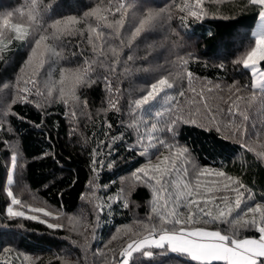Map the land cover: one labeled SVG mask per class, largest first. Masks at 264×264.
I'll use <instances>...</instances> for the list:
<instances>
[{
  "label": "trees",
  "instance_id": "obj_1",
  "mask_svg": "<svg viewBox=\"0 0 264 264\" xmlns=\"http://www.w3.org/2000/svg\"><path fill=\"white\" fill-rule=\"evenodd\" d=\"M108 3L109 0H36L33 7L31 0H0V25L8 13H12L9 27L29 23V15L34 14L43 27L54 18L81 17L86 11L97 6L104 8ZM117 3L118 0H112L111 6L115 8ZM184 3L185 0H135L120 30L125 43L121 45L116 38L109 40V44L120 50L115 72L108 71L107 63L101 64L105 57L97 59L93 54L86 31L85 38L74 33L71 43L65 40L64 58L50 73L55 81L60 78L61 67L77 68L86 59L96 60L91 68L96 83L87 88L77 87L79 101L69 98L68 105L58 98L59 85L51 97L41 86L49 73L48 63L39 68L38 60H34L32 66L24 67L35 40L47 33L36 30L33 25L28 40H14L5 50L0 59V264H119L122 249L147 235L146 225L158 223L156 215L151 213L155 202L152 187L138 182L130 188L132 173L146 164L147 157L129 150L136 143L138 133L128 124L133 119L129 114L131 102L145 95L148 86L162 77H167L173 87L165 88L156 101L145 105L148 111L143 114L149 117L148 123L155 122L149 112L169 106V102L161 100L165 93L172 97L173 111L165 114L155 133L169 142L171 133L163 127V121L174 115L196 120L195 124H179L175 137L179 145L189 150L188 179L190 188L195 189L193 195L201 193L199 199L234 195L206 191L210 185L219 188L231 185L227 179L231 176L252 190L249 204L264 205V156L257 155L264 152V103L257 94L256 100L248 105L253 77L249 69L237 63L254 47L253 32L259 21V8L247 0H204L208 15L201 20L188 17L182 22L180 17L186 12H180L178 6ZM146 9L160 16L150 31L143 32L129 46L128 35ZM119 15H109V22ZM88 22L96 23L94 18ZM76 27L86 25L81 23ZM4 31L7 33L8 29ZM130 54L133 61L126 60ZM182 60H187V64ZM188 72L192 73L190 78ZM105 75L111 79L113 88L119 89L118 93H110L104 87ZM26 78L36 80L37 84L36 87L27 85L30 102H21L17 87H25ZM37 88L41 95L35 94ZM181 91L183 96L178 95ZM241 96L244 99L238 100ZM110 97L118 99L119 112L109 108ZM84 100L86 108L82 105ZM233 102L247 112L248 121H243L239 114H229ZM73 110L75 117L71 114ZM136 115L139 121L141 112L137 110ZM108 124L112 127L108 128ZM144 128L141 123L140 131ZM14 154L17 155L14 183L7 186ZM204 169L223 171L226 175H195L196 170ZM197 180L201 188H195ZM7 187L21 199L24 207L45 208L55 214V218L48 220L62 227L49 228L39 220L8 217L11 200ZM172 191L175 193L177 189L173 187ZM125 201L127 207L123 206ZM100 207L104 208L102 213ZM191 207L196 210L195 205ZM178 210L183 214L180 218L187 221L186 208L178 205ZM252 215L245 219H251ZM193 219L195 223H186L184 227L222 232L228 229L227 224L206 222L209 218L199 212ZM258 236L255 229H242L237 238ZM152 251L151 258L133 253L129 264H166L169 257H177L172 264L182 261L196 264L184 256Z\"/></svg>",
  "mask_w": 264,
  "mask_h": 264
},
{
  "label": "snow or ice",
  "instance_id": "obj_2",
  "mask_svg": "<svg viewBox=\"0 0 264 264\" xmlns=\"http://www.w3.org/2000/svg\"><path fill=\"white\" fill-rule=\"evenodd\" d=\"M213 2H220V0H213ZM134 3L135 0H132L130 3L126 2V0H118L116 7L113 8L111 6L112 0H109L108 5L104 8L97 6L86 11L81 17L70 15L66 17L61 16L58 19L54 18L43 27L40 26V22L34 14L29 15V23H15L9 27L12 13H8L7 17L3 19L2 25H0V59L3 58L5 50L10 47L14 40H28L32 35L30 29L35 25L36 30L47 34H41L35 40L31 55L25 62L24 67L32 66L34 60H38L37 66L39 68H43L44 64L48 63L50 65L49 73L46 74L47 78L41 84L43 88L48 90L47 96L51 97L53 90L59 85L58 98L63 99L65 105H68L69 98L79 101V97L76 95L77 87L87 88L96 83V79L91 76V68L96 60L86 59L82 67H61L60 78L58 81H55L50 73L54 71L56 63L64 58L62 55L63 42L66 40L68 43H71L70 38L73 37L74 33L85 38L86 31V40L91 46L93 54L97 59L100 56L105 57L101 61V64L107 63L108 71L115 72V65L119 63L120 50L118 47L109 44V40L116 38L120 40L121 45L125 43V40L120 36V30L123 28L129 9L133 7ZM247 3L259 8L258 17L260 25L257 31L253 33L255 37L254 47L247 52L244 58L238 60L237 63H241L243 68L251 71L253 77L251 88L253 91L251 98L247 101L248 105H251L256 100L257 94H259L261 102L264 103V71H261L259 78L256 79L257 64L260 61H264V0H247ZM31 5L34 7L36 0H31ZM178 7L180 12H186V15L180 17L182 22H186L188 17L201 20L204 16L208 15L204 8V0H190V2L189 0H185V3ZM117 13L120 14L119 17L109 22V15L115 17ZM21 15H23V11H21ZM159 16V13L146 9L128 35L129 46H131L130 42L138 38L143 32L150 31ZM91 18L95 19V25L88 22ZM81 23H84L86 27L77 28L76 26ZM4 29H8V32L6 33ZM49 29H51V32L48 31ZM105 29L109 31H105ZM48 40H51L52 43H47ZM42 43L44 44L43 48H41ZM105 45H107V48ZM133 59L134 57L131 54L126 57L127 61H133ZM182 63L187 64V60H182ZM23 71L24 68L21 69V72ZM33 75H35V72ZM187 75L190 78L192 73L188 72ZM103 81L104 87L110 93L115 94L119 92L118 88H113L109 76H103ZM23 83L25 87H17V95L21 102H30L27 98V94L30 91L27 85L32 84L36 87L37 82L34 79L26 78L23 80ZM172 87L173 83L167 77H162L148 86V91L145 95L132 101L129 105V114L133 119L129 122L128 127L135 129L138 133L136 143L129 150L134 149L136 154L147 157L146 164L132 173L133 179L130 188L134 187L138 182H143L146 186L152 187L155 202L152 204L151 213L156 215L158 223L152 224L150 227L146 225L148 234L138 241L134 240L128 243L122 249L120 253V257L122 258L119 260V264H129V259L133 256V253H142L144 257L151 258L153 257V249L162 250L160 254L171 253L187 257L190 261L196 262V264H264V205L261 203H248L253 198L250 188L238 178L228 176L227 179L231 181V185L224 184L223 188L210 185L206 191L207 193L231 192L234 195L224 194L205 199H199L202 195L199 192H196L195 196L193 195L195 189L190 188L191 181L188 179L189 172L186 167L190 163L189 150L186 146L179 145L175 137L178 135L179 124H195L196 120L191 118L185 119L181 115H174L167 121H163V127L166 128L167 132L171 133V142L156 136L155 133L159 130L158 125H161L162 118L166 113L173 111L170 105L172 97H169L167 93L161 97V100L169 102V106L166 108H155L149 112L150 118L155 122L148 123L149 117L144 116L143 113L148 111L144 109V106L149 105L152 101H156L160 93L165 91V88L171 89ZM245 87L248 86L246 85ZM20 93H23V95H20ZM35 94L41 95L42 93L37 88ZM178 95L183 96L184 93L181 91ZM237 99L242 100L244 97L241 96ZM15 102L14 99L13 103ZM82 105L86 108L87 101L84 100ZM108 106L117 112L120 111L118 99L110 97ZM137 110L141 112L139 121L136 115ZM228 112L232 116L239 114L243 121L249 120L247 112L241 111L236 102H233L229 106ZM71 114L73 117L76 116L74 110ZM141 123L145 125L143 132L140 131ZM111 127L112 125L108 124V128ZM252 127H255V124ZM217 131H220L219 127H217ZM236 131H240V128H237ZM246 132L247 128H244L243 133ZM112 139L116 140L117 137H113ZM242 146L246 147L247 145ZM248 150L253 151L252 148ZM165 152L169 153V155H165ZM257 155L264 156V152L257 153ZM16 167L17 155L14 154L11 156V168L15 171ZM204 174H214L218 177L226 175L223 171L210 169L196 170L195 172L196 176ZM8 183L12 184L14 181L9 178ZM173 187L177 189V192L174 193L172 191ZM195 188H199L198 180ZM245 193L248 194L247 198L245 197ZM7 195L11 198V205L25 206L21 199L15 196L11 190L7 192ZM185 197H187L186 202ZM108 199L110 200L111 197ZM157 203L159 204V211ZM178 205L186 208L187 221L180 218L183 214L179 212ZM192 205L196 206L195 211L191 207ZM242 205L245 206L242 207ZM123 206H128L126 201L123 203ZM28 210L31 212H43L45 216L51 215V213L43 209L31 206H28ZM99 211L102 213L104 208L100 207ZM197 212L209 218L206 222L227 224L228 229L222 232L220 230L184 227L186 223H195L193 217L196 216ZM249 214H253L251 219H245ZM7 215L10 218L24 217L31 220L37 219L36 216L26 215L25 211H14L11 206L7 208ZM151 220L152 215L150 214L149 221ZM40 222L45 223L43 220ZM164 225H171V227H164ZM47 226L49 228L62 227L61 225L50 223ZM242 229H255L259 233V236L258 238H237L238 232ZM176 258L169 257L166 264H172ZM181 264H188V262L182 261Z\"/></svg>",
  "mask_w": 264,
  "mask_h": 264
},
{
  "label": "rangeland",
  "instance_id": "obj_3",
  "mask_svg": "<svg viewBox=\"0 0 264 264\" xmlns=\"http://www.w3.org/2000/svg\"><path fill=\"white\" fill-rule=\"evenodd\" d=\"M259 25H260V21H258L257 22V24H256V26H255V29H254V32H256L257 31V29L259 28ZM253 32V33H254ZM257 69H258V71H257V77H256V79H258L259 78V73L261 72V71H264V61H260V62H258V64H257ZM188 164L186 165V167L188 168ZM192 171V170H191ZM9 178H11L12 180H13V170H12V168H11V165H10V167H9V171H8V177H7V186H9L10 184L8 183V180H9ZM195 179V178H194ZM199 182H200V180H198ZM201 183H199V188H201V185H200ZM10 190V188H8L7 187V191H9ZM10 200H11V198H10ZM11 207H13V210L14 211H16V210H20V211H25L26 212V215H31V216H36L37 217V219L36 220H39V221H41V220H43V221H45V223H47V224H53L51 221H49L48 220V218H55L56 217V215L55 214H53V213H51L50 211H48L47 209H45V208H40V209H43L44 211H47V212H49V213H51V215H48V216H45L44 214H43V212H31V211H29L28 210V206L27 207H17V205H10ZM31 207H33V206H31ZM33 208H38V207H33ZM54 225V224H53Z\"/></svg>",
  "mask_w": 264,
  "mask_h": 264
}]
</instances>
